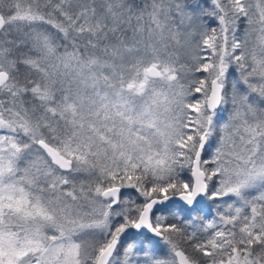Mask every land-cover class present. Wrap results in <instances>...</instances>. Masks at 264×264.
Segmentation results:
<instances>
[{
  "label": "snow or ice",
  "instance_id": "1",
  "mask_svg": "<svg viewBox=\"0 0 264 264\" xmlns=\"http://www.w3.org/2000/svg\"><path fill=\"white\" fill-rule=\"evenodd\" d=\"M0 264H264V0H0Z\"/></svg>",
  "mask_w": 264,
  "mask_h": 264
}]
</instances>
